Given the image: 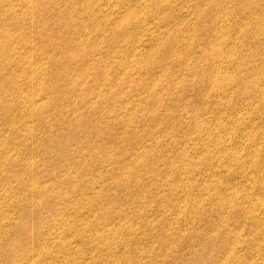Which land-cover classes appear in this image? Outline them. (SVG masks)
Returning <instances> with one entry per match:
<instances>
[{
    "label": "rangeland",
    "instance_id": "1",
    "mask_svg": "<svg viewBox=\"0 0 264 264\" xmlns=\"http://www.w3.org/2000/svg\"><path fill=\"white\" fill-rule=\"evenodd\" d=\"M0 264H264V0H0Z\"/></svg>",
    "mask_w": 264,
    "mask_h": 264
},
{
    "label": "bare ground",
    "instance_id": "2",
    "mask_svg": "<svg viewBox=\"0 0 264 264\" xmlns=\"http://www.w3.org/2000/svg\"><path fill=\"white\" fill-rule=\"evenodd\" d=\"M254 11V10H253Z\"/></svg>",
    "mask_w": 264,
    "mask_h": 264
}]
</instances>
